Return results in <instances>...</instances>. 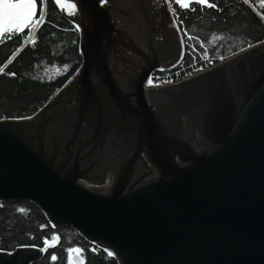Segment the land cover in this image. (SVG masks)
Instances as JSON below:
<instances>
[{
  "label": "water",
  "instance_id": "water-1",
  "mask_svg": "<svg viewBox=\"0 0 264 264\" xmlns=\"http://www.w3.org/2000/svg\"><path fill=\"white\" fill-rule=\"evenodd\" d=\"M60 3L83 62L34 116L0 121V202L120 264H264V43L163 84L185 55L168 0Z\"/></svg>",
  "mask_w": 264,
  "mask_h": 264
},
{
  "label": "trees",
  "instance_id": "trees-1",
  "mask_svg": "<svg viewBox=\"0 0 264 264\" xmlns=\"http://www.w3.org/2000/svg\"><path fill=\"white\" fill-rule=\"evenodd\" d=\"M215 3L216 8H208L192 0L189 9L173 4L184 33L185 55L174 70L155 73L163 84L181 81L199 68L205 69L211 63L218 64L264 43V8L260 7L264 0ZM34 20L40 22L0 42V121L34 116L82 65L79 31L54 0L44 4L37 0ZM53 236L59 240H49L46 246L44 240ZM44 247L46 251L41 250ZM21 248L43 252L34 264H71L73 255L80 254L75 249H82L80 255L85 264H120L116 256H109V251L86 241L74 229L55 228L34 204L0 202V253L9 254ZM54 253L57 259L53 261Z\"/></svg>",
  "mask_w": 264,
  "mask_h": 264
},
{
  "label": "snow or ice",
  "instance_id": "snow-or-ice-1",
  "mask_svg": "<svg viewBox=\"0 0 264 264\" xmlns=\"http://www.w3.org/2000/svg\"><path fill=\"white\" fill-rule=\"evenodd\" d=\"M46 0H41V3L44 4ZM103 3H106L107 0H102ZM193 2L200 4L202 6H206L208 8H216L217 5L215 0L209 2V0H193ZM248 2V0H245ZM56 3L59 4L62 8L64 7L63 4L60 3V0H56ZM173 4L179 5L180 8L189 9L190 2L189 0H168V8L169 10L179 18V14L177 10L173 7ZM69 7L72 9L70 14L75 13L76 4H71ZM261 8H264V4L260 5ZM37 9V0H0V38L7 39L14 33H20L24 28L28 27L29 25L36 23L38 24L40 20H34L36 15ZM195 8H191V11H195ZM219 10V9H217ZM264 18V17H262ZM43 19V9L41 10V17ZM5 33L8 36H5ZM14 75V73H10ZM170 82V81H168ZM149 84L153 82L151 80L148 81ZM23 211V210H22ZM49 240L51 241H58V236L50 237L49 239L44 240V244L47 246L49 245ZM54 246V245H53ZM42 251H46L47 248L44 247L41 249ZM77 253L82 254V249H75ZM108 255H113L112 252H108ZM51 259L54 261L57 259L56 254H52ZM80 264H83V259L81 258Z\"/></svg>",
  "mask_w": 264,
  "mask_h": 264
},
{
  "label": "built area",
  "instance_id": "built-area-1",
  "mask_svg": "<svg viewBox=\"0 0 264 264\" xmlns=\"http://www.w3.org/2000/svg\"><path fill=\"white\" fill-rule=\"evenodd\" d=\"M211 64H212V63H211ZM200 69H201V68L195 70L194 72H196V71H198V70H200ZM194 72H193V73H194ZM154 75H155V74H154ZM154 75L152 76V78H153L154 80H156V81H157V79H158V81H159V77H158V76H154Z\"/></svg>",
  "mask_w": 264,
  "mask_h": 264
},
{
  "label": "rangeland",
  "instance_id": "rangeland-1",
  "mask_svg": "<svg viewBox=\"0 0 264 264\" xmlns=\"http://www.w3.org/2000/svg\"><path fill=\"white\" fill-rule=\"evenodd\" d=\"M192 1V0H191ZM154 76H158V75H154Z\"/></svg>",
  "mask_w": 264,
  "mask_h": 264
},
{
  "label": "bare ground",
  "instance_id": "bare-ground-1",
  "mask_svg": "<svg viewBox=\"0 0 264 264\" xmlns=\"http://www.w3.org/2000/svg\"><path fill=\"white\" fill-rule=\"evenodd\" d=\"M68 14V13H67ZM68 15H70V14H68ZM71 16V15H70Z\"/></svg>",
  "mask_w": 264,
  "mask_h": 264
}]
</instances>
